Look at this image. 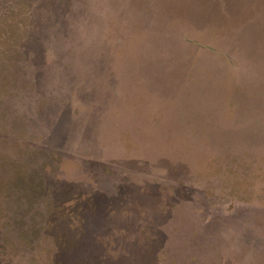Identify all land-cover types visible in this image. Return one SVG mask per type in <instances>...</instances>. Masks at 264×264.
<instances>
[{
	"label": "rangeland",
	"instance_id": "rangeland-1",
	"mask_svg": "<svg viewBox=\"0 0 264 264\" xmlns=\"http://www.w3.org/2000/svg\"><path fill=\"white\" fill-rule=\"evenodd\" d=\"M0 264H264V0H0Z\"/></svg>",
	"mask_w": 264,
	"mask_h": 264
}]
</instances>
